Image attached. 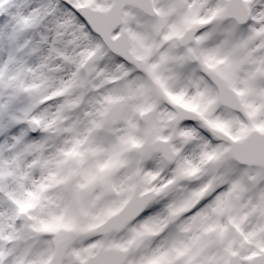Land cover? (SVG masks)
Returning <instances> with one entry per match:
<instances>
[{
  "label": "snow or ice",
  "instance_id": "6c2138e0",
  "mask_svg": "<svg viewBox=\"0 0 264 264\" xmlns=\"http://www.w3.org/2000/svg\"><path fill=\"white\" fill-rule=\"evenodd\" d=\"M0 264H264V0H0Z\"/></svg>",
  "mask_w": 264,
  "mask_h": 264
}]
</instances>
